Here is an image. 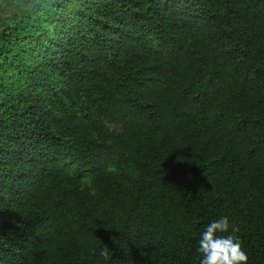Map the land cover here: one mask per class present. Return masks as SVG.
<instances>
[{
  "label": "trees",
  "instance_id": "obj_1",
  "mask_svg": "<svg viewBox=\"0 0 264 264\" xmlns=\"http://www.w3.org/2000/svg\"><path fill=\"white\" fill-rule=\"evenodd\" d=\"M222 215L264 264V0L0 19V264H200Z\"/></svg>",
  "mask_w": 264,
  "mask_h": 264
},
{
  "label": "clouds",
  "instance_id": "obj_2",
  "mask_svg": "<svg viewBox=\"0 0 264 264\" xmlns=\"http://www.w3.org/2000/svg\"><path fill=\"white\" fill-rule=\"evenodd\" d=\"M59 0H0V19L13 13H31L36 9L52 8ZM238 226L230 224L227 216L211 221L198 241L200 264H248V255L238 236Z\"/></svg>",
  "mask_w": 264,
  "mask_h": 264
}]
</instances>
